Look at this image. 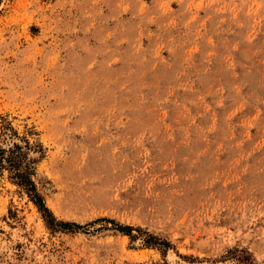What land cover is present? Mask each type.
Here are the masks:
<instances>
[{"label": "rangeland", "instance_id": "rangeland-1", "mask_svg": "<svg viewBox=\"0 0 264 264\" xmlns=\"http://www.w3.org/2000/svg\"><path fill=\"white\" fill-rule=\"evenodd\" d=\"M22 138L81 227L3 170L0 264H264V0H0V147Z\"/></svg>", "mask_w": 264, "mask_h": 264}, {"label": "trees", "instance_id": "trees-1", "mask_svg": "<svg viewBox=\"0 0 264 264\" xmlns=\"http://www.w3.org/2000/svg\"><path fill=\"white\" fill-rule=\"evenodd\" d=\"M6 129H10L12 133L16 135L10 126L9 128L6 127ZM22 140L24 141V145H21L18 142H13L8 148L0 147V172L6 170L8 172V178L21 190L26 192L40 211L42 218L50 229H79L81 226L75 222L58 220L53 215L52 211L46 206L44 198L38 191L33 180V175L35 174V161L29 156V150L34 149L36 144L32 145L24 138H22ZM117 228L124 234L131 236V230L133 229L131 226L118 224ZM146 243H151L158 247H169L168 241L153 235L148 236Z\"/></svg>", "mask_w": 264, "mask_h": 264}]
</instances>
